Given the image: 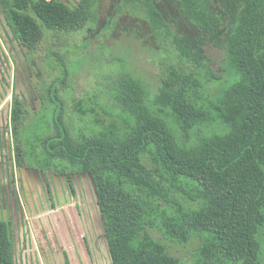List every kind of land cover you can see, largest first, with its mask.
<instances>
[{
    "label": "trees",
    "instance_id": "trees-1",
    "mask_svg": "<svg viewBox=\"0 0 264 264\" xmlns=\"http://www.w3.org/2000/svg\"><path fill=\"white\" fill-rule=\"evenodd\" d=\"M175 1L195 32H174L176 20L154 0H117L115 12L146 21L191 71L169 66L152 99L141 79L109 75L101 91L112 109L98 114L94 100L92 111L85 110L74 93L76 110L69 111L70 70L59 50L50 51L49 66L59 67L60 76L43 83L45 96L37 87L44 108L34 113L13 98L16 166L70 179L91 175L113 264H264V0ZM0 6L35 58L51 38L95 31L100 18L98 0L75 7L63 0H0ZM114 22L109 17L103 32ZM209 44L224 50L235 76L214 96L208 86L220 79ZM76 112L80 118L94 112V126L74 130ZM118 115L133 123L121 124ZM211 124L222 131L200 134ZM195 239L201 243L189 260L173 254V245ZM0 264H16L12 223L1 215Z\"/></svg>",
    "mask_w": 264,
    "mask_h": 264
},
{
    "label": "rangeland",
    "instance_id": "rangeland-1",
    "mask_svg": "<svg viewBox=\"0 0 264 264\" xmlns=\"http://www.w3.org/2000/svg\"><path fill=\"white\" fill-rule=\"evenodd\" d=\"M63 1L69 7H75L79 0ZM154 1L167 18L176 20L172 23L174 32L179 29L196 31L180 18L175 0ZM98 2L100 18L95 31L55 36L40 47L38 58L15 38L6 20L0 19V215L12 223L17 247L16 264H113L91 175H76L72 183L65 177L52 176L47 178L50 181L47 184L41 172L24 171L16 166L11 130L13 98L18 96L34 113L44 108L36 89L38 87L45 96L43 83L48 85L60 76L59 67L49 66L46 56L50 51L59 50L70 70L65 85L68 89L59 85L61 91H67V100H72L69 111L76 110L74 103L83 104V109L92 111L94 100L98 104V114L103 107L112 109L101 91V86L111 83L109 75L113 77L125 72L141 79L148 86L152 99L169 66L175 65L186 72L192 69L189 64L178 61L169 41L153 35L146 21L126 11L115 12L117 0ZM111 16H114V25L103 32L109 26ZM64 46H67L66 50ZM206 51L214 62L212 69L220 79L208 86V94L214 96L222 88L231 86L235 76L229 69L224 50L209 44ZM44 69L53 73L45 74ZM39 77L44 80L39 81ZM48 113H41L47 122ZM79 116V112L74 115V130L94 126V112ZM118 117L121 124L125 121L133 123L130 117ZM221 131V127L211 124L201 127L200 134ZM197 134L198 130L191 132V138ZM59 223L62 225L54 227ZM22 227L23 231L20 230ZM200 243L195 239L189 245H173L172 252L189 260Z\"/></svg>",
    "mask_w": 264,
    "mask_h": 264
},
{
    "label": "crops",
    "instance_id": "crops-1",
    "mask_svg": "<svg viewBox=\"0 0 264 264\" xmlns=\"http://www.w3.org/2000/svg\"><path fill=\"white\" fill-rule=\"evenodd\" d=\"M1 18H4L5 20H6V22H7V25H8V27L10 28V30L13 32V29L11 28V26L9 25V23H8V21H7V17H6V15L4 14V11L2 10V8H1V6H0V19ZM13 34H14V32H13ZM14 36H15V34H14ZM15 38H16V36H15ZM17 39V38H16ZM18 40V39H17ZM19 41V40H18ZM20 169H22V170H27V169H24V168H20ZM29 173V172H28ZM12 175V174H11ZM30 175V174H29ZM50 177H52V175H50L49 177H48V179H50ZM53 212V211H52ZM58 214V213H57ZM55 226L54 227H57V226H60V225H62L61 223H59L58 225H56V224H54ZM20 230L21 231H23L24 230V227H22V228H20ZM14 244H15V252H16V255H17V247H16V243H15V239H14Z\"/></svg>",
    "mask_w": 264,
    "mask_h": 264
},
{
    "label": "flooded vegetation",
    "instance_id": "flooded-vegetation-1",
    "mask_svg": "<svg viewBox=\"0 0 264 264\" xmlns=\"http://www.w3.org/2000/svg\"><path fill=\"white\" fill-rule=\"evenodd\" d=\"M24 169H27V170H35V169H29V168H24ZM35 171H39V172H41V174L43 175L44 180L48 181L47 184L50 183V181L47 179L50 175H52V176H54V177H55V176H56V177H57V176H59V177H65V178H67V179L69 180L70 183H72L73 177H75L76 175L82 174V173L74 174V175L72 176V179H70L68 176H65V175L49 174L48 176H46V175L43 173V171H40V170H35ZM56 182H58L57 179H56Z\"/></svg>",
    "mask_w": 264,
    "mask_h": 264
}]
</instances>
